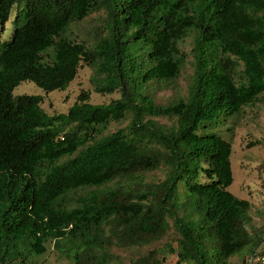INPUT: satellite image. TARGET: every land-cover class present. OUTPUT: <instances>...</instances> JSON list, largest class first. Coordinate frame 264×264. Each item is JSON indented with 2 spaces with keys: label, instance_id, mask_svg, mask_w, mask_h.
Segmentation results:
<instances>
[{
  "label": "trees",
  "instance_id": "trees-1",
  "mask_svg": "<svg viewBox=\"0 0 264 264\" xmlns=\"http://www.w3.org/2000/svg\"><path fill=\"white\" fill-rule=\"evenodd\" d=\"M15 7L0 39V264H37L49 243L71 264H121L113 245H148L171 227L172 242L131 264H165L168 252L177 264L264 257L250 201L228 190L232 143L206 132L264 93V0H0L3 29ZM98 12L92 42L74 38L72 25ZM191 35L187 95L158 104L150 87L177 82ZM83 65L96 92L120 97L82 92L49 114L44 96L13 94L25 80L65 90ZM161 167L163 179L144 178Z\"/></svg>",
  "mask_w": 264,
  "mask_h": 264
},
{
  "label": "rangeland",
  "instance_id": "rangeland-1",
  "mask_svg": "<svg viewBox=\"0 0 264 264\" xmlns=\"http://www.w3.org/2000/svg\"><path fill=\"white\" fill-rule=\"evenodd\" d=\"M15 12L16 7L12 9L10 19L4 29L0 21L1 40H6L10 37L13 30L12 20ZM103 15L104 12L93 13L82 22L72 25V36L79 39L88 38V41L92 42L91 33L98 27ZM193 40L191 35L179 43L180 49L188 55V58L177 82L169 86L151 85L150 90L156 103L168 104L179 96L185 97L187 95L191 76L194 72ZM94 76V69L83 65L79 69L77 77L65 90H54L47 93L34 82L25 80L14 89L13 94L16 96L24 94L44 96L42 106L49 114L67 113L82 92H89L90 101L97 104L108 103L112 99L120 97L119 91L112 94L96 92ZM152 119L165 126H171L174 123V119L167 117H152ZM129 120L127 119L120 123L112 122L104 131V134L114 132L118 128L123 129L127 126ZM208 131H215L232 143L231 163L234 181L228 190L238 198L250 201L249 215L251 222L248 225V229L252 233H259L264 236V93H262L258 101L244 106L239 114L228 118L221 117L206 132ZM164 175L165 168L161 167L157 170L145 172L144 178L147 181H159L163 179ZM176 237L177 233L171 227L162 239L151 244L138 247L113 245L111 252L118 256V263L131 264L132 259L151 250L165 247L167 243L172 242ZM33 261L37 264H71L67 258L56 250L53 243L47 244V252L45 254L39 256L33 254ZM230 261L232 264H264V257L263 255L250 257L249 254L242 253L234 256ZM177 262L176 254L170 252L166 254L165 264H177Z\"/></svg>",
  "mask_w": 264,
  "mask_h": 264
}]
</instances>
